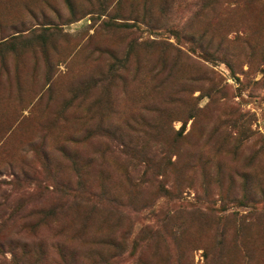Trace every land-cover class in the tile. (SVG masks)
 I'll return each instance as SVG.
<instances>
[{"label": "rangeland", "instance_id": "obj_1", "mask_svg": "<svg viewBox=\"0 0 264 264\" xmlns=\"http://www.w3.org/2000/svg\"><path fill=\"white\" fill-rule=\"evenodd\" d=\"M0 264H264V0H0Z\"/></svg>", "mask_w": 264, "mask_h": 264}]
</instances>
